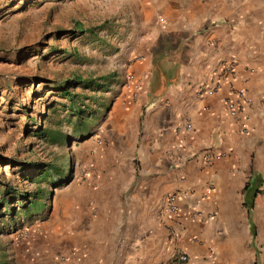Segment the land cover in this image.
<instances>
[{"label": "crops", "instance_id": "1", "mask_svg": "<svg viewBox=\"0 0 264 264\" xmlns=\"http://www.w3.org/2000/svg\"><path fill=\"white\" fill-rule=\"evenodd\" d=\"M242 1L165 0L188 9L132 48L85 181L53 218L70 227L71 264H264V8ZM215 18L227 22L193 31Z\"/></svg>", "mask_w": 264, "mask_h": 264}, {"label": "rangeland", "instance_id": "2", "mask_svg": "<svg viewBox=\"0 0 264 264\" xmlns=\"http://www.w3.org/2000/svg\"><path fill=\"white\" fill-rule=\"evenodd\" d=\"M164 1L0 0V264H71L70 227L57 229L53 218L63 217L69 194L85 181V144L103 137L132 48L168 30L172 12L188 9ZM242 2L264 8V0ZM73 79L98 86L70 88ZM59 87L74 95L78 113ZM205 249L204 259L216 260L215 247Z\"/></svg>", "mask_w": 264, "mask_h": 264}, {"label": "built area", "instance_id": "3", "mask_svg": "<svg viewBox=\"0 0 264 264\" xmlns=\"http://www.w3.org/2000/svg\"><path fill=\"white\" fill-rule=\"evenodd\" d=\"M225 71L227 72V74L233 75V66L227 65L225 67ZM186 196L187 195L183 192H176V193L171 194L166 204V209L168 213L173 214V215L179 213V207L177 203L179 200L186 198ZM190 217L191 219L199 220L202 217V214L199 211L191 210ZM173 259L180 263H185L188 261V257L185 254L174 256Z\"/></svg>", "mask_w": 264, "mask_h": 264}, {"label": "trees", "instance_id": "4", "mask_svg": "<svg viewBox=\"0 0 264 264\" xmlns=\"http://www.w3.org/2000/svg\"><path fill=\"white\" fill-rule=\"evenodd\" d=\"M73 85L74 86L75 85L76 86H80L81 85L82 87H84V89L94 88V87L98 86V84H96L94 81H91V80H80V79L71 80V82L69 83V87L72 88ZM59 91H61V93H62L61 95L63 97H68L69 98V100H70V106H69L70 107L69 108L70 112L78 113V111H77V109L75 107V103H74V95L70 94L68 92V89H65L63 87H59ZM45 171H48V173H51V175L54 174L53 176L57 175L58 177H60L59 176V171H58V169L56 167H50L49 170H45ZM45 175L49 176V174H47V172L45 173ZM255 185H256V183H255ZM258 194H260V191L255 189L253 199ZM251 201H253V200H251ZM252 235L255 236L253 228H252Z\"/></svg>", "mask_w": 264, "mask_h": 264}]
</instances>
